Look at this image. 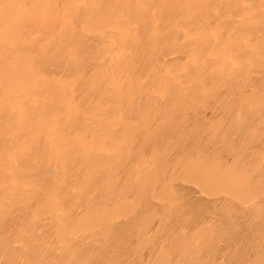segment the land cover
Listing matches in <instances>:
<instances>
[{
    "label": "bare ground",
    "instance_id": "6f19581e",
    "mask_svg": "<svg viewBox=\"0 0 264 264\" xmlns=\"http://www.w3.org/2000/svg\"><path fill=\"white\" fill-rule=\"evenodd\" d=\"M0 264H264V0H0Z\"/></svg>",
    "mask_w": 264,
    "mask_h": 264
}]
</instances>
